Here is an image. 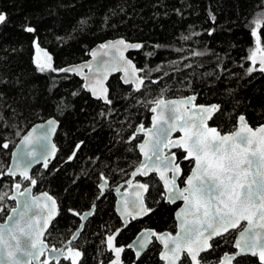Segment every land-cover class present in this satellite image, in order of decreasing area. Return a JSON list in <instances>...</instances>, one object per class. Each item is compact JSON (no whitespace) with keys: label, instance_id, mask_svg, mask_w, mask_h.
Returning <instances> with one entry per match:
<instances>
[{"label":"trees","instance_id":"obj_1","mask_svg":"<svg viewBox=\"0 0 264 264\" xmlns=\"http://www.w3.org/2000/svg\"><path fill=\"white\" fill-rule=\"evenodd\" d=\"M0 13L7 17L0 25V195L8 193L0 201V220L15 206L10 195L22 181L7 172L13 149L35 123L57 118L58 155L47 169L34 168L31 176L37 180L35 190L50 192L60 207L51 235L45 236L50 246L70 239L82 212L97 200L104 178L110 187L128 180L141 160L143 137L136 130L151 125L157 99L195 94L197 103L220 105L210 124L224 133L237 127L240 115L253 127L264 124V73H246L249 67L259 68L264 53V0H0ZM26 26L35 31H25ZM118 37L142 45L129 56L150 91L114 75L108 82L111 103H104L85 90L78 74L59 71L88 60L92 47ZM36 45L51 55L56 71H38ZM253 52L255 65L249 59ZM4 143L9 147L3 148ZM176 154L185 155L182 149ZM181 165L183 185L193 164L187 170L188 160ZM136 182L148 183L145 200L154 211L125 225L117 213V196L109 190L71 245L82 252L77 264H111L115 254L108 249V235H115L114 245L125 249L122 264H163L156 240L140 259L128 245L144 228L175 233L180 203L166 201L156 174ZM230 232L232 243L218 237L214 250L202 255L208 264H218L223 254L234 251L238 232ZM72 259L45 261L71 264ZM180 264H189L186 254ZM241 264L260 262L246 256Z\"/></svg>","mask_w":264,"mask_h":264},{"label":"snow or ice","instance_id":"obj_2","mask_svg":"<svg viewBox=\"0 0 264 264\" xmlns=\"http://www.w3.org/2000/svg\"><path fill=\"white\" fill-rule=\"evenodd\" d=\"M6 19V14L0 13V25L4 24ZM256 27H260L259 21ZM24 30L29 33L35 31L31 26H26ZM253 35H255L254 32ZM36 47L40 52L39 45ZM101 47L114 49L116 54L112 55L111 60H100L95 67L89 64L59 69V71L83 74V68L88 67L92 75L85 76V80L89 81L87 87L94 96L103 98L107 103L111 101L108 99V89L103 86V81L108 79L109 72L123 71L125 83H136L137 90L141 85H144L145 91L151 90L143 80L136 82L135 66L131 60H126L124 57L125 50L139 49L142 45L129 44L120 39ZM196 54L203 55V53ZM92 55L96 57L97 53L94 51ZM104 55L108 53L105 52ZM44 56L46 57L44 62H36L38 71H56L57 69H54L51 63L52 57L46 52ZM249 59L255 65V52ZM254 71L264 73V56L259 58L258 69L254 66L246 69L247 74ZM196 99L195 95L168 101L158 99L155 102L156 106L151 108V112L156 114L152 117V126L145 129L141 125L137 128V131L143 132L147 139L139 144L144 160L132 176L159 173V178L164 182L168 192V201H182L183 207L176 212L180 231L175 236L157 235L155 232L147 231L128 247H136V257L140 258V250L146 249L150 244L147 237L155 236L157 241L163 243L165 251L161 252L160 259L167 261V264H177L182 253L187 254L189 264H208L207 259L201 254L210 249L214 250L217 237L221 238L224 244L232 243L229 239V236L233 235L230 229H237L243 221L246 222V226L239 231L238 238L232 244L236 251L231 255L225 253L221 264H231L232 261H235V264H241V259L248 255L253 258L258 257L260 264H264V148L261 147L264 146V125L253 130L246 122L245 116L240 115L238 129L222 134L216 126H209L213 113L220 112L221 106L213 104L209 107L203 105L197 107ZM101 115L104 114L101 113ZM47 123L49 125L47 132L36 137L29 133L23 137L21 141L24 145L23 150L14 154L15 167L7 170L10 176H16L19 173L22 181L13 185L16 194L10 198L17 203L11 209L12 215L7 217L8 223L0 224V264H32L47 247L42 237L45 236V230L49 229L53 218L57 215V201L47 192L42 193L41 196H32L31 188L25 187L23 191L20 190L23 181L30 180L31 185L37 184V180L29 175L32 164L42 162L43 167L47 169L49 157L55 155V144H51L50 148L47 147L49 137L55 131V121L49 120ZM173 133H182V135L178 139H173ZM37 144H41L42 151H37L34 147ZM234 144L248 147L247 156L239 161L235 158L222 161L220 157L224 153L221 152V147L226 153L232 150ZM2 146L5 149L9 147L8 143ZM205 146L212 149L211 158L205 152ZM79 148L80 144H77L76 149L79 150ZM170 149H183L186 155L181 158H178L175 152L166 155V150ZM74 156L75 152L68 159L71 160ZM184 160H188V165H185L186 170L193 162L194 167H191V175L187 177V186L178 187L177 177L181 174L180 164ZM168 171L172 173L171 179H168L166 175ZM101 178L103 179V174ZM127 183L130 188H134V198L129 199L127 192L123 194L121 200L123 207L120 214L125 224L129 218L136 219L138 216L154 211L146 207L144 202V192L149 190L148 183L135 185L132 181ZM99 187L101 190L106 188L107 180L100 183ZM116 190L119 191V188ZM6 198L8 193L0 195V201ZM95 208L96 205L93 204V211ZM69 211L73 210L69 209ZM73 214L80 215L75 212ZM92 214V211L85 212L80 215V219L87 220ZM52 226L55 227L54 224ZM83 228L84 225L81 224L80 229ZM118 234L119 230H116V235ZM47 235L50 236L51 232ZM75 239L76 236L73 237V240ZM114 241L115 235L106 237L108 249L115 254L111 264H121V253L125 249L123 246L116 247ZM71 243L72 241H69V245L66 246L67 253L52 247L51 252L55 253L53 259L59 261L61 257L65 260L74 257L71 264H77L82 252L73 249L70 246ZM44 264H47V261Z\"/></svg>","mask_w":264,"mask_h":264},{"label":"water","instance_id":"obj_3","mask_svg":"<svg viewBox=\"0 0 264 264\" xmlns=\"http://www.w3.org/2000/svg\"><path fill=\"white\" fill-rule=\"evenodd\" d=\"M120 39H123L126 43H129V44H140V43H138V42H131V41H128V40H126V39L123 38V37H118V38H114V39H108V40L104 41L103 43H98L97 45H95L94 47L91 48V50H90V58H89L88 60L83 61V62H81V63H77V64L70 65V66H68V67H66V68H74V67H77V66H80V65H89V64H91L93 67H95L96 64H97L100 60H111L112 55H115V54H116V53H115V50H114V49H112V50L105 49V48H102L101 46H102V45H105V44H108L109 42H113V43H114V42H116V41H118V40H120ZM134 50H136V48H129V49L125 50V51H124V57H125L126 60H131L132 64L135 66V69H136V82L138 83L139 81L143 80V78L141 77V69L137 66V64L135 63V61L129 56V53H130L131 51H134ZM94 51L97 53V56H96V57H93V55H92V53H93ZM105 52H107L108 55H104ZM261 56H264V53H263ZM261 56H260V57H261ZM130 71H131V69H130ZM74 73H76V72H74ZM76 74H77V73H76ZM78 75L83 79V85H84L85 90H86L87 92H89V93L92 95L93 98H95V99H97V100H102L104 103H107L103 98H98L97 96H94V95L92 94V92L89 90V88L87 87V84L89 83V81L85 80V76H91V75H92V74L89 72V68H88V67H84V68H83V74H78ZM114 75H120L121 80L123 81V83H125V82H124V79H123V77H124V73H123V71L109 72V74H108V79L103 81V86H104L105 88L108 89V93H107V95H108V99H109V86H108V82H109L110 78H111L112 76H114ZM125 84H132V85L136 88V83H125ZM142 87H143V85H141L140 89H141ZM136 89H137V88H136ZM140 89H139V90H140ZM193 95H195V94H193ZM190 96H192V95H188V96H185V97H171V98L161 97V98H159V99H164L165 101H168V100H171V99H185V98L190 97ZM195 96L197 97V95H195ZM157 100H158V99H157ZM195 104L197 105V107H199L200 105H203V106L209 107V106H211V105H213V104H215V103H213V104H202V103H197V101H195ZM217 105H218V104H217ZM155 106H156V104L154 103V105H153L152 107H155ZM152 107H151V108H152ZM218 113H219V112H218ZM218 113H213V118H214ZM155 115H156L155 113H152V116H151V125L148 126V127H144L145 129L150 128V127L152 126V117L155 116ZM244 116H245V115H244ZM49 120H54V121H55V125H54L55 131L51 133V135H50V137H49V142H47V147L50 148L51 144H55V146H56V152H55V155L49 157V163H50V162H52V161H54V160L56 159V157H57V155H58V151H59V148H58V146L56 145V142H55V137H56V135H57V133H58V131H59V127H60V121H59L57 118H55V117H50V118H48V119H46V120H44V121H40V122L35 123V124H34V125H33V126H32V127H31V128L25 133V134H24V135H23V137L26 136V135H28L29 133H32L33 137H36V136H39V135H40L41 133H43V132H47V131L49 130V125H48L47 122H48ZM245 120H246V122L249 124V126L253 128V130H255V129H256L257 127H259V126L264 125V124H261V125H259V126H257V127H253V126L248 122L246 116H245ZM211 121H212V120H211ZM211 121H209V126H215V125H211V124H210ZM140 126H141V125H139L138 128H139ZM216 127H217V126H216ZM238 127H239V121L237 122V127H236L234 130H237ZM217 128H218V127H217ZM33 129H35L34 132H33ZM218 130H219V128H218ZM234 130H233V131H234ZM220 131H221V130H220ZM221 132H222V131H221ZM230 132H232V131H230ZM230 132H225V133L222 132V134H228V133H230ZM136 134H137V135H141V136L143 137V138H142V141H141L140 143H143V142L147 139V137L145 136V134H144L143 132H138V131L136 130ZM180 135H182V133H173V137H172V138H173V139H178ZM23 137L18 141L16 147H15V148L13 149V151H12L11 161H10L9 168H14V167H15V156H14V154H15L16 152H18V151L23 150V148H24V145L21 143ZM41 143L44 144L45 142H41ZM140 143H139V144H140ZM139 144H138V149H139ZM34 147L37 149V151H42V150H43V149L41 148V144L34 145ZM176 150H178V149H170V150H166V153H165V154L168 155V154H170L171 152H175V153H176ZM182 150H183V149H182ZM139 151H140V150H139ZM140 154H141V160H140L139 164L134 168V170L131 172L130 177H129L128 180H126L124 183H120V184L117 185V186L110 187L109 180L106 179V178L103 179V181H104V180H107V187L104 188L103 190L100 189V194H99V196H98L99 199H97V200L93 203V204H95L96 207H97V203H98V201H99V200H100V199H101V198H102V197H103V196H104L109 190L113 191V192L116 194V196H117V213H118L119 217L121 218V220H122L123 222H124V220H123V218H122V216H121V214H120V213H121V210H122V207H123L122 204H121V200H122V198H123V194L127 192V193H128V198H129V199L134 198V188H130V187L128 186V183H127V182H128V181H132L133 185H135V184L140 183V182H136V179H137V178H139V177L146 178V177H148V176L151 175V174H156L157 177L159 178V173H149L148 176H141V175H139V174H138L137 176H135V177L132 176V173L136 170L137 167L140 166V164H141V163L143 162V160H144L143 154H142L141 152H140ZM176 155H177V154H176ZM185 155H186V153H185ZM40 165L43 166V163L41 162L40 164H35V163L32 164V167L29 169V175L32 176V172H33L34 168H36L37 166H40ZM48 167H49V166H48ZM193 167H194V162H193ZM180 168H181V174H180V176L177 177V186H178V187H186V186H187V183H186V181H187V177L191 175V171H190V173L188 174V176L186 177L184 184L181 185V184H180V179H181V177H182V175H183V168H182V165H181V164H180ZM166 175H167L168 179H171V178H172V173H171V171H168V172L166 173ZM14 177L22 178V177L19 176V173H17V175L14 176ZM159 180H160V178H159ZM103 181H102V182H103ZM160 181H161V183H162V185H163V187H164V190H165V199H166V201L169 202V203H178V202H179V203H180V206L178 207V209L176 210V212L179 211V209H180L181 207H183V202H182V201H176V202H170V201H168V199H167V196H168L167 189H166L165 186H164V182H163L162 180H160ZM102 182H101V183H102ZM25 187H29V188H31V190H32V191H31V195H32V196H41L42 193L47 192L49 195H51V196L57 201V199H56V198H55L50 192H48L47 190L36 191V190H35V185H31V184H27V185H25V186H23V185L21 184V189H20V190L23 191V189H24ZM117 188H119V191L116 190ZM101 192H103V195H101ZM145 193H146V192H144V202H145V206L148 207L147 204H146V200H145ZM15 194H16V190L13 188L10 197H11L12 195H15ZM10 199H11V198H10ZM11 200H12V199H11ZM13 201H14V200H13ZM14 202H15V206H16L17 201H14ZM49 203H50V202H49ZM15 206H14V207H15ZM95 210H96V208H95ZM90 211H92L93 214L95 213V211H93L92 206H91V208H89V209L85 210L84 212H82L81 215H83L85 212H90ZM59 212H60V207H59V204H58V201H57V215L53 218V221H52V223L50 224V227H51V225L53 224V222L57 219V217H58V215H59ZM176 212H175V219H176V223H177V230H176L175 233H172L171 231H168V230H165V231H157V230L154 229V228H144V229H142L141 231H139V233L135 236V238L131 241V243H130L129 245L133 244L134 241H136L138 238H140V237L142 236V234H143L144 232H147V231L155 232L157 235H169V234H170V235H172V236H175V235L177 234V232L180 231V229H179V223H180V222H179V220H177V218H176ZM93 214H92L87 220H81L80 225L83 224L84 227H85L87 221L93 216ZM10 215H12L11 210H10L9 214L6 216L5 220H3V221L0 220V224H7V223H8V219H7V217L10 216ZM143 216H144V215H141V216H138L137 218H139V217H143ZM137 218H136V219H137ZM130 219H131V218L128 219L127 223L129 222ZM124 223H125V222H124ZM80 225H79L78 228L75 230V232L73 233V235L70 237L69 240H67L63 245H61V246H59V247H55V248H56L57 250H64V252L67 253V247H66V246L69 245V241H72V243H71V245H72L76 240H78L80 234L82 233V231H83V229H84V228H83V229H80ZM125 225H126V224H125ZM245 226H246V222H243V221H242V222H241V226L238 227L237 229H235V230L238 232L237 235H236V238H235V239L238 238L239 231L242 230V228L245 227ZM50 227H49V229H50ZM49 229L45 230V236H46V234H47V232H48ZM78 230H79V234H77V233H78ZM230 231H233V230L230 229ZM45 236L42 237V239L45 241V244L47 245V247H46L45 251L43 252V254L40 255L36 260H34V261L32 262V264H44V259H47L48 261H55L56 263H59L62 259H64L63 257H61V259H60L59 261L53 259V257L55 256V253H52V252H51V248L54 247V246H50V245L48 244V242L45 240ZM74 236H76V239H75V240H73V237H74ZM217 238H218V237H217ZM147 239H149L150 244H149V246H148L146 249H142V250H140V251H141V256H140V258L146 253V251L148 250V248L150 247V245L153 243V241L156 240L155 236H149V237H147ZM215 239H216V238H215ZM156 241H157V240H156ZM157 242L161 245V251H160V254H161V252L165 251V249L163 248V243H162V241H157ZM234 242H235V241H234ZM71 245H70V246H71ZM131 249L134 251V253H135V255H136V251H137L136 247H132ZM210 250H211V249H210ZM235 251H236V250L234 249V251L226 252V253H228L229 255H231V254H233ZM205 253H207V252H205ZM205 253H202L201 256H202L203 254H205ZM160 254H159V256H160ZM185 254H186V253H182V254H181V259L177 261V264H180V263H181V261H182V259H183V257H184ZM186 255H187V254H186ZM224 255H225V254L222 255V257H221V259H220V261H219L218 264H221V262L224 260ZM248 256H250V255H248ZM136 258H137V257H136ZM140 258H137V259H140ZM257 258H258V257H257ZM162 262H163V264H167V261H163V260H162ZM234 262H235V261H232L231 264H234ZM121 264H122V263H121Z\"/></svg>","mask_w":264,"mask_h":264},{"label":"clouds","instance_id":"obj_4","mask_svg":"<svg viewBox=\"0 0 264 264\" xmlns=\"http://www.w3.org/2000/svg\"><path fill=\"white\" fill-rule=\"evenodd\" d=\"M261 147L264 148V146H261ZM205 152L208 154L209 158L212 157L213 152H212V149L210 147L205 146ZM221 152L224 153L220 157V159L222 161H226L229 158H235L239 161V160H243L247 156V154L249 152V148L234 144L232 147V150L230 152L225 153L223 147H221Z\"/></svg>","mask_w":264,"mask_h":264},{"label":"rangeland","instance_id":"obj_5","mask_svg":"<svg viewBox=\"0 0 264 264\" xmlns=\"http://www.w3.org/2000/svg\"><path fill=\"white\" fill-rule=\"evenodd\" d=\"M40 48V47H39ZM41 49V48H40ZM47 53L49 56H51L47 51L41 49L40 52L37 51V47H36V62L40 61V62H44V60L46 59V57L44 56V53ZM51 63L53 64V61H51Z\"/></svg>","mask_w":264,"mask_h":264},{"label":"flooded vegetation","instance_id":"obj_6","mask_svg":"<svg viewBox=\"0 0 264 264\" xmlns=\"http://www.w3.org/2000/svg\"><path fill=\"white\" fill-rule=\"evenodd\" d=\"M47 260V259H44V261Z\"/></svg>","mask_w":264,"mask_h":264}]
</instances>
